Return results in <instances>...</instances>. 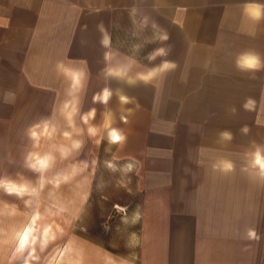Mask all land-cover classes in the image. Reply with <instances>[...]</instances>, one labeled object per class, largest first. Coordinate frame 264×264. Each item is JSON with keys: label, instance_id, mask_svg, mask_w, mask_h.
Listing matches in <instances>:
<instances>
[{"label": "crops", "instance_id": "0c3cea01", "mask_svg": "<svg viewBox=\"0 0 264 264\" xmlns=\"http://www.w3.org/2000/svg\"><path fill=\"white\" fill-rule=\"evenodd\" d=\"M246 2L247 0H34V28L29 37L33 42L28 59L25 56L22 58L19 63L22 66H0V175L12 176V155L16 152L24 155L27 152L24 135L27 128L26 116L21 114V110L25 112L26 109V98L23 95L26 93L27 83L26 79L20 81V74L26 76L27 72L32 71L36 82L32 84L34 88H37V82L42 84L46 81L51 84L47 87L57 89V85L61 83L65 89L67 83L62 78H57L53 70L58 60H72L76 62L75 66L85 68L88 73L86 91L94 83H98L102 84L101 87L97 85L98 91L106 86L121 88L128 96L135 97L133 101L150 99L154 92L162 95L173 76L184 78L186 94L179 98L178 111L176 101L170 97L159 96L161 100L153 105L162 112L154 119L152 131L155 132L148 136V147L156 150L154 152L157 154L170 153V137L174 132L171 124L176 121L184 125V137L188 136L187 133L191 134L189 138L194 137L195 145L190 140L188 145L186 143L181 148V152L185 154L182 159L184 167L180 169L175 192L164 194L159 200L161 202L150 205L147 212L142 207L144 204L141 205L143 218L137 225V233L141 239L133 259L125 258L122 250H115L116 247L107 248L100 241L76 235L69 228L66 230V238L70 237V240L66 244H60L58 225L44 226L42 211L27 206L15 197L0 193V264H65L67 259L78 255L81 250L85 264H264V240L257 244L244 238L249 227H258L259 232L264 234V183L256 182L240 171L243 154L249 143L255 141L264 144V72L245 74L238 72L234 66L235 54L240 51L252 49L264 55V23L255 25L243 17L241 6ZM258 2L264 3V0ZM133 3L138 6L141 14L151 15L170 34L168 43L174 46L168 59L176 60L179 67L168 74L163 84L157 88L143 85L128 88L116 81L106 82L100 75L104 67L105 50L99 45L100 33L96 30V25L103 22L111 34L113 46L118 50V59L131 55L128 50L133 44L134 28L128 10ZM22 8V13L26 14V5H22ZM1 17L0 21L8 27L13 22L24 26L27 21L26 18H22L23 21H5ZM249 32H255V37L247 35ZM149 35L150 30L138 33L142 42ZM123 37L130 40L123 41ZM223 38H226L225 50H222L223 46L220 44ZM81 40H86L87 45L82 47ZM185 42L189 43L186 46L188 50H191L192 43L195 44L196 62L193 67L190 61L184 65L186 62L181 61V56L175 52L177 48L181 51ZM71 43H75L74 50ZM204 43L212 49L217 48L212 53L221 55L215 57L214 54L204 61L200 53ZM155 47L149 46L144 50H153ZM219 48L221 49L218 50ZM68 49H72L71 55L68 54ZM138 57L136 55L135 58ZM159 62L157 60L155 63ZM142 65H145L144 61ZM136 70H143L139 63ZM217 75H221L218 80L224 81L225 78V81L230 82L227 93L231 97L228 96L225 102L220 101L219 87L221 91L225 87L224 84L218 86ZM7 90L15 93L13 103L2 102ZM235 90L241 94L236 99L233 97ZM249 98L253 102L245 108L244 104ZM230 108H235V116L229 114ZM187 124L194 126L188 129ZM244 125L249 129L246 136L239 131ZM255 125L259 129H253ZM222 130H230L234 134L231 143L218 142L217 133ZM200 138H204V142L199 143ZM237 138H241V142ZM239 142L241 146L236 145ZM192 152L194 161L187 156ZM220 157L236 162L235 173L224 176L213 171L211 164ZM201 160L205 163L199 166ZM163 162L165 163L164 160ZM169 166L167 161L162 168V177L156 174V171L160 174L159 167L153 168L156 171L148 169L149 183L169 186L172 183ZM133 196L138 197L137 194ZM141 196L140 201H144L143 195ZM58 201V194L51 197V203L57 204ZM55 214L58 217V213ZM37 227L46 240H52L43 251L39 244L29 246L33 229Z\"/></svg>", "mask_w": 264, "mask_h": 264}, {"label": "clouds", "instance_id": "9594fccd", "mask_svg": "<svg viewBox=\"0 0 264 264\" xmlns=\"http://www.w3.org/2000/svg\"><path fill=\"white\" fill-rule=\"evenodd\" d=\"M156 5H154V8ZM242 15L255 25L264 23V3L258 0H247L242 6ZM129 18L132 22L134 31L133 37L138 38L139 32L151 31V35L144 38V42L133 43L130 49L131 55H125L123 59H118V50L113 46L111 34L104 26L103 22L96 25V30L100 33L99 45L103 48L104 67L100 75L106 82L116 81L123 83L128 88H135L140 85L160 86L168 76L175 72L179 65L176 60L168 59L173 52V45L169 44L170 34L159 26L155 19L149 14H141L138 6L133 5L128 10ZM138 29V31H137ZM247 35L255 37V32H249ZM86 40H81V46L87 45ZM150 44H160L161 46L153 48L143 57L147 64L142 65L143 70H136L138 61L136 55L141 53ZM159 60V63H155ZM76 62L69 60H58L53 70L57 78H62L67 87L64 89L63 98L58 105H54L50 114L41 117L39 120L31 123L25 130L24 135L32 145V150L23 155L22 167L32 173L34 178H29L23 174H17L16 177L9 175H0V193L7 197H15L23 201L27 206L32 207V202L42 198L43 194L50 188L57 190L74 186L83 180L89 179L88 162L78 157L83 151L87 136L95 139L97 144L106 142L104 149L109 158L103 161V167L112 175L120 179L127 178L130 181L131 176L137 171L139 161L135 157H127L121 160L113 152V146L122 148L126 145L128 135L121 127L116 126V113L108 106L115 97L123 110L119 119L127 123V116L131 115L129 109L125 106L131 104L134 97L128 96L123 89H113L110 86L102 88L94 94L93 104H101L105 111L102 113L103 124L95 123L97 109L95 107L82 110L83 96L86 92L88 73L85 68L75 66ZM152 65V66H149ZM234 66L240 73L256 74L264 72V55L248 49L235 54ZM253 78L255 76L253 75ZM15 93L7 90L3 94L2 102L5 104L13 103ZM253 101L249 98L244 107L248 108ZM230 115L235 116V108L228 109ZM61 121L63 124H61ZM66 126V127H65ZM103 129V135H101ZM242 135L249 132L248 126L244 125L239 129ZM57 136L62 137L64 142H57ZM234 134L230 130H222L217 133V140L221 143H231ZM47 141V148L39 151L41 144ZM203 155V150L201 151ZM66 163L64 168L58 169V162ZM205 163L199 162V166ZM213 171L219 172L224 176L235 173L237 164L234 160L227 157H220L212 162ZM83 169V171L81 170ZM240 171L246 173L249 178L256 182L264 183V144L255 141L249 143L247 151L243 154V161L240 165ZM109 187V181L103 177L92 178L89 186L90 192L95 191L103 193ZM114 211L121 216V225L118 227L124 229L134 228L140 224L143 218L141 206L138 205L135 210L129 213L127 206L114 205ZM39 219V217H38ZM109 225H105V231H110ZM249 242L259 243L264 240V234H261L258 227H249L246 230L245 237ZM140 234L135 231H128L125 246L136 248L140 245ZM70 237L64 239L62 244L68 243ZM52 240H46L40 228H34L29 240V246L39 244L41 250H45ZM65 264H85L84 253L81 250L78 255H73L67 259Z\"/></svg>", "mask_w": 264, "mask_h": 264}, {"label": "rangeland", "instance_id": "374dc122", "mask_svg": "<svg viewBox=\"0 0 264 264\" xmlns=\"http://www.w3.org/2000/svg\"><path fill=\"white\" fill-rule=\"evenodd\" d=\"M34 0H0V17L4 18L5 21H23L22 18H26L24 25L19 23H14L8 27L7 24L2 23L0 21V66L4 64H10L11 66H22L21 63L22 58L25 56L28 59L29 49L32 46V42L30 41V33L34 28ZM22 5H26L24 9L25 13H22L21 8ZM23 9V8H22ZM94 22V21H92ZM125 22V21H124ZM140 34V32H138ZM130 37V36H128ZM133 37V36H132ZM123 41L130 40V38L123 37ZM134 38V37H133ZM133 39V43L142 42L141 37ZM30 41V42H29ZM188 42H185L179 51V48L175 50L176 54L179 55L181 61H185L184 65L191 64V67L195 66L196 60H194L195 56V44L192 43L191 50L186 47ZM222 50L226 49V38L222 40ZM75 43H71V48L74 50ZM156 45L161 46L160 44H151L147 47H155ZM33 48V47H32ZM186 48V49H185ZM200 48V47H199ZM72 49H68V54H72ZM216 52L217 48H213ZM213 49L208 44L204 43L202 52L201 48L198 49L200 53H202L204 57V61L209 59L211 56L215 57L216 55H221L219 53H212ZM219 48L218 50H220ZM71 51V53L69 52ZM152 50H143L138 54L139 65L147 64V61L143 60V55H147V52H151ZM180 53H179V52ZM197 51V52H198ZM128 52L131 54L130 50ZM179 53V54H178ZM184 55V56H183ZM226 56V54H224ZM25 59V58H24ZM23 59V60H24ZM221 59V58H219ZM27 76V77H26ZM26 76L21 73L20 81L23 82L26 79V90L23 98L25 97L26 109L25 112L21 110V114H25L26 116V125L27 127L39 120L43 116H47L50 114L54 105L63 98L64 87L58 84L57 89L51 88V86L47 87L50 82L44 81L42 84L37 82V88H34L32 84H36L35 75L33 72H27ZM218 76V77H217ZM215 76L216 79L221 78V75ZM204 78V77H203ZM218 80V86L223 85L225 90L221 91L220 87L218 90L220 101L225 102L228 96L231 97L230 94L227 93V86L229 85L227 82ZM48 83V84H47ZM51 85V84H50ZM63 85V84H62ZM97 85L102 86V84H95L92 86L89 91H86L83 96V105L82 110L87 111L90 108L95 107L97 109V116L95 123L97 125L103 124L102 113L105 111V108L101 104H93L91 97H93V93H97L99 88ZM186 80L182 77H178V75L173 76L169 83L168 88L163 92L162 95H158L157 93L150 96V99L141 100V101H133L131 104L126 105L125 107L130 110L131 115L127 116V123H123L120 121L119 117L124 114L121 108L119 101L113 99L109 108L112 109L116 113V126L121 127L125 130L128 135V140L125 146L120 148L119 146H113V152L123 159L131 156L135 157L137 161H139V165L137 171L131 176L130 181L127 178L120 179L116 175L110 174L104 167L103 161L108 157L105 153L104 149L107 146L106 142L102 144H97L95 139H90L87 136L83 137L86 140L83 151L79 154L78 157L74 159H79L82 161L88 162V175L89 179L83 180L79 183H76L74 186H70L67 188H63L60 190H56L55 187L50 188L43 194L42 198H39L32 203V208L35 210L42 211L43 215V225H58L59 230V242L60 244L66 238V230L69 228L74 230L76 235L89 237L91 240L100 241L103 246L107 248H111L115 250H122V254L125 258H134L136 248H128L125 246V241L127 237L128 231L137 232V225L131 229H124L118 227H122L121 225V216L114 211V205L127 206L129 209V213H131L138 205L144 204L145 211L150 209V205L160 203L161 197L169 192H175L177 189V185L179 182V172L184 166H182V159L185 156L181 152V148L188 141L192 140L195 145L194 137L189 138L191 135L187 133V137H184L182 133V129L184 125L181 122H174L171 124V129L174 131L170 137V153L163 155L155 153L154 149H149L150 134L155 131H152L154 127V119L162 112V110L158 111L154 108L155 102L161 100L160 98H168L176 101V109H179V101L180 97L186 94ZM215 85V83L213 84ZM42 86V88H38ZM144 86V85H143ZM241 86V84L239 85ZM154 87V86H147ZM158 86L154 87L157 88ZM236 87V86H235ZM221 93V95H220ZM158 95V96H157ZM240 93L234 92V99L240 97ZM160 96V98H159ZM223 96V97H222ZM22 97V96H21ZM135 98V97H134ZM147 98V97H146ZM164 101V100H162ZM152 102V103H151ZM216 109V107L214 108ZM177 113V112H176ZM241 123V122H240ZM239 123V124H240ZM61 124L63 122L61 121ZM190 126H194V124H187L188 129ZM66 127V126H65ZM253 129H259L258 126H254ZM103 129H101V135H103ZM22 138V137H21ZM238 141L241 142V138H237ZM236 139V140H237ZM199 143L201 141L204 142V138L198 139ZM57 142H64L62 137L57 136ZM190 143V146L192 145ZM236 144L237 146H241V143ZM47 148V141L41 144L39 151H44ZM26 150H32L31 143L26 138ZM241 150V149H240ZM193 151V150H188ZM187 156H190L194 161V153H189ZM167 163L169 161V173L171 177V182L169 186H158L156 183L153 185L149 180H147V170L153 169L154 167H159L160 174L156 171L160 177H162V168L164 167V162ZM66 163L71 162H58L57 168L61 169L66 166ZM23 154L19 155V153H14L12 155V165H11V175L12 177H16V175L23 174L29 178H34L32 173L27 172L23 167ZM153 165V166H152ZM168 168V166H167ZM83 171V169H81ZM166 173V172H165ZM95 177H103L104 179L109 181V187L103 192H97L95 189L90 192L89 186L92 183V178ZM161 179V178H160ZM155 180L157 177L155 176ZM177 192V191H176ZM58 194V206L56 203H51V197ZM137 194L138 197H134L133 195ZM144 201H140L142 196ZM138 199V201H136ZM56 204V205H55ZM142 209V208H141ZM143 209V210H144ZM58 213V217H56L55 213ZM57 222V223H56ZM109 225L111 230L105 231V225ZM121 248V249H120Z\"/></svg>", "mask_w": 264, "mask_h": 264}]
</instances>
